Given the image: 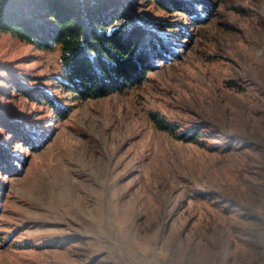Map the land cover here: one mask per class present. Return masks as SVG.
I'll use <instances>...</instances> for the list:
<instances>
[{"label": "rangeland", "instance_id": "1", "mask_svg": "<svg viewBox=\"0 0 264 264\" xmlns=\"http://www.w3.org/2000/svg\"><path fill=\"white\" fill-rule=\"evenodd\" d=\"M196 1L200 20L137 0L178 54L98 98L64 89L58 49L0 31V107L38 134L0 126L19 166L0 162V264H264V0Z\"/></svg>", "mask_w": 264, "mask_h": 264}, {"label": "trees", "instance_id": "2", "mask_svg": "<svg viewBox=\"0 0 264 264\" xmlns=\"http://www.w3.org/2000/svg\"><path fill=\"white\" fill-rule=\"evenodd\" d=\"M146 1L200 20L192 5L195 0ZM138 7L137 0H0V31L39 49H58L64 78L57 79L64 89L84 99L104 97L140 85L156 67L155 61L178 54L161 24L140 21ZM203 8L206 16L212 13L205 5ZM11 80L31 100L49 103L59 117L68 115L69 110L59 106L46 89L28 85L14 73ZM1 91L6 94L7 89ZM155 119L160 128L175 132L170 124ZM23 121L9 117L0 107V126L9 132L7 139L12 135L29 147L37 146L38 134ZM179 137L185 138V134ZM17 157L0 139L1 169L18 173Z\"/></svg>", "mask_w": 264, "mask_h": 264}]
</instances>
